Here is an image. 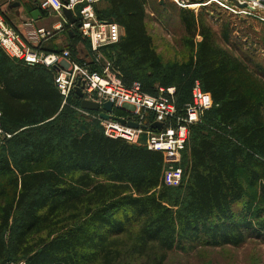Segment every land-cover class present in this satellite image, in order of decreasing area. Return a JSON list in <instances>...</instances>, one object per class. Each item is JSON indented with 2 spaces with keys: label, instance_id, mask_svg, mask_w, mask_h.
I'll return each instance as SVG.
<instances>
[{
  "label": "trees",
  "instance_id": "obj_1",
  "mask_svg": "<svg viewBox=\"0 0 264 264\" xmlns=\"http://www.w3.org/2000/svg\"><path fill=\"white\" fill-rule=\"evenodd\" d=\"M106 1V13L97 4L94 10L123 28L111 46L118 68L130 80L136 71L160 69L145 25L147 0ZM178 16L189 52L184 66L193 67L196 77L185 94L171 85L173 77L159 86H174L181 106L198 80L213 101L202 122L189 128L178 186L163 182L161 152L107 137L102 127L76 131L62 125L66 112L54 71L0 48L1 124L12 133L6 142L22 148L17 156L0 155V264H135L136 255L144 264H164L174 250L264 238V96L246 61L218 44L201 15L180 8ZM65 30L89 48L75 29ZM221 38L229 43L226 25ZM139 83L150 94L158 87ZM71 100L80 105L76 95ZM241 173L257 183L261 211L234 208L245 197Z\"/></svg>",
  "mask_w": 264,
  "mask_h": 264
},
{
  "label": "built area",
  "instance_id": "obj_2",
  "mask_svg": "<svg viewBox=\"0 0 264 264\" xmlns=\"http://www.w3.org/2000/svg\"><path fill=\"white\" fill-rule=\"evenodd\" d=\"M102 1L104 0H40L39 6L44 11L55 13L60 20L50 29L27 22L25 35L16 30L0 9V48L11 58L27 65L52 69L62 105L76 95V86L81 87L84 99L97 102L100 106L104 101H111L113 106L110 114L124 122L111 118L102 119L99 111L84 110L80 105L79 109L100 119L103 133L107 137L121 138L128 144L161 152L165 162L163 182L178 186L182 180V168L176 164V159L186 146L190 126L202 122L205 112L212 108L213 101L210 94L202 90L199 81L195 80L190 90V99L178 106L174 86H158L156 92L150 94L144 92L137 81L124 84L110 61L100 64L101 50L118 43L123 35V28L117 22L97 16L94 6ZM171 1L180 8H191L199 6L202 0ZM219 1L235 9L264 15V0ZM234 1L246 6L240 8ZM63 9L71 11L75 17L74 23L63 15ZM61 28L75 29L87 40L92 55L89 62H79L66 48L60 51L43 49V44ZM114 109H120L124 114L116 115ZM1 117L0 111V144L12 136V133L2 128ZM154 123H159L160 127H152ZM133 124L136 126H132Z\"/></svg>",
  "mask_w": 264,
  "mask_h": 264
},
{
  "label": "rangeland",
  "instance_id": "obj_3",
  "mask_svg": "<svg viewBox=\"0 0 264 264\" xmlns=\"http://www.w3.org/2000/svg\"><path fill=\"white\" fill-rule=\"evenodd\" d=\"M14 2H18L19 5L10 7V3ZM39 2L40 0H0V9L6 14V18L18 28L25 27L23 22L30 19L29 11L39 9L42 15L35 25L50 29L60 19L55 13L44 11L39 6ZM108 4V1L98 3L97 11L102 14L106 13ZM179 9L180 7L171 0H147L146 3L145 25L162 63L160 69L136 71L138 77L130 80L128 72H125L124 68H120V70L115 64L116 50L111 46L101 50L100 64L110 61L122 80L138 81L143 85L147 84V87L150 82L154 87L166 85L168 81L165 82V79L173 77L175 82L172 81L171 85H177L183 94L187 93L196 77V72L193 67L184 66L188 62L189 52L182 43L184 31L178 16ZM187 9L192 10L195 15H201L202 19L212 27L220 46L246 61L253 78L254 88L260 96H264V15L249 13L245 9H235L223 5L219 0H202L199 6ZM225 25L229 28L228 44L224 43L221 38V31ZM47 47L50 49H74V56L83 63L89 62L92 58L86 42L77 35L69 36L64 28H61L47 41ZM117 64H122L120 59ZM151 89L152 87L147 88V90ZM63 111L66 113L61 119L62 125H70L73 130L101 127L100 119L83 113L79 109V105L72 100L64 105ZM5 128L3 129L5 130ZM51 133L58 135L61 131ZM21 153L22 148L12 141L0 144V155L11 157V155L17 156ZM183 158L184 153H181L176 159V164L184 166L185 159ZM241 175L245 186V197L243 203L234 208L240 209L247 206L253 213L261 211L263 200L259 196L257 183L247 179L243 173ZM114 213L119 215L120 211ZM135 257V264H144L137 255ZM3 264H24V261L8 260ZM164 264H264V238L247 237L238 246L201 245L192 250H174L167 253Z\"/></svg>",
  "mask_w": 264,
  "mask_h": 264
},
{
  "label": "water",
  "instance_id": "obj_4",
  "mask_svg": "<svg viewBox=\"0 0 264 264\" xmlns=\"http://www.w3.org/2000/svg\"><path fill=\"white\" fill-rule=\"evenodd\" d=\"M235 4L240 7V8H243L245 7L246 5L245 4H240V3H237L236 1H234ZM19 3L18 2H14V3H10V7H16L18 6ZM63 15L69 20V22L71 23H74L75 22V17L72 16V13L70 10L68 9H63ZM39 10L38 9H34L33 11L30 12V16L33 18V19H37L38 15H39ZM80 84V81L77 82V85ZM75 93H76V96L77 98L80 100V108L81 109H84V110H90V111H99V116L102 118V119H113V120H117V121H120V122H124L121 118L115 116V115H112L110 114L112 112V106H113V103L111 101H104L102 102L101 106L99 105V103L97 102H94V101H91V100H88V99H84L82 96V91H81V87L79 86H76L75 88ZM101 110V111H100ZM132 126H136V125H132ZM152 127H156V128H159L160 127V124L159 123H154L152 125Z\"/></svg>",
  "mask_w": 264,
  "mask_h": 264
},
{
  "label": "crops",
  "instance_id": "obj_5",
  "mask_svg": "<svg viewBox=\"0 0 264 264\" xmlns=\"http://www.w3.org/2000/svg\"><path fill=\"white\" fill-rule=\"evenodd\" d=\"M17 7V6H16ZM39 10V9H38ZM31 11H33V10H31ZM31 11H29V14H30V12ZM4 13V12H3ZM40 14L38 15V17H37V19L35 20V19H33L30 15V19L28 20V21H24L23 22V26H25V24L27 23V22H32V24L34 25V26H38V25H35V24H37V21H38V19L40 18V16L42 15V13L41 12H39ZM4 15L6 16V14L4 13ZM16 17H17V15H16ZM11 22V21H10ZM11 24L16 28V30H18L21 34H26L25 33V27H20V28H18L15 24H13L12 22H11ZM49 41V40H48ZM44 45V47H46V48H48L47 47V41L43 44ZM50 49V48H49ZM51 50H53V49H51Z\"/></svg>",
  "mask_w": 264,
  "mask_h": 264
}]
</instances>
